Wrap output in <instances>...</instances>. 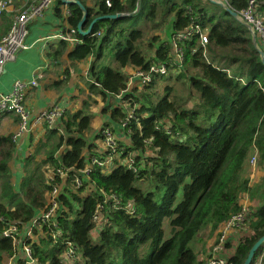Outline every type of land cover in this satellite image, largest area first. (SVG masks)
<instances>
[{"label":"trees","instance_id":"obj_1","mask_svg":"<svg viewBox=\"0 0 264 264\" xmlns=\"http://www.w3.org/2000/svg\"><path fill=\"white\" fill-rule=\"evenodd\" d=\"M78 1L87 12L84 28L100 16H121L96 22L87 36L76 32L80 43L67 53L74 63L92 58L86 84L107 102L102 113L108 118L98 130L92 128L91 104L97 100L86 95L80 108L65 109L42 136L30 132L17 176L11 169L16 143L11 134L0 136V264L10 259L26 264L22 244L29 245L34 264H206L200 256L205 249L190 243L205 226L216 242L247 195L248 231L229 234L224 249L230 264H242L264 234V173L251 182L247 175L254 144L258 164L264 163V64L249 31L208 0H111L110 7L105 0H93L94 7ZM248 1L227 3L239 13ZM67 10L65 20L76 30L82 12L76 5ZM258 12L264 15L263 3ZM55 15L62 17L59 7ZM165 24L167 41L161 39ZM10 26L9 17L1 14L0 38ZM195 27L205 34L203 46ZM151 30L154 34L146 38ZM180 34L185 38L177 42L183 55L178 60L171 40ZM59 45L62 50L69 46ZM106 51L119 68L101 62ZM153 64H163L166 71L154 72L148 82H136L129 90L126 68L147 71ZM172 80L186 81L185 96ZM107 127L112 134L118 128L123 138H115L113 149L97 143L104 144ZM92 158L107 163L91 165ZM87 165V176L80 174ZM49 170L54 176L47 182ZM57 170L67 176L60 178ZM76 176L81 178L77 187ZM54 187H59L55 216L32 230L34 239L14 243L12 233L3 234L12 225L22 232ZM111 194L119 204L113 206ZM128 201L132 208L125 207ZM99 213V229L92 235ZM56 231L61 236L55 239ZM65 240L75 255L68 261L61 257ZM260 257L264 264V243L251 264Z\"/></svg>","mask_w":264,"mask_h":264},{"label":"built area","instance_id":"obj_2","mask_svg":"<svg viewBox=\"0 0 264 264\" xmlns=\"http://www.w3.org/2000/svg\"><path fill=\"white\" fill-rule=\"evenodd\" d=\"M54 0H40L38 3L30 1L25 8L17 12L15 15L12 16L11 19V26L8 32L0 38V74L4 70V66L7 62L13 61L17 58L18 53L27 49L26 46V38L29 33V26L30 24L35 21L37 18L42 17L44 10L49 7ZM219 3L226 4L228 6L227 0H214ZM264 4L263 1L260 0H249L248 6L246 9L241 10L237 13L241 20L250 25L252 31L256 35L257 42L264 53V15L258 12V6L260 4ZM105 5L110 7L111 0H105ZM10 6V2L7 0L0 1V15L5 13ZM229 7V6H228ZM66 12V16H69V11L67 10V6L64 9ZM196 32L199 33L200 44L203 46L206 44L207 40L205 38V34L199 31L198 27H195ZM77 29H73L69 27L65 31H57L50 36H45L43 40L45 42L49 40H56L60 42H64L69 44L70 46L79 44L80 40L75 37ZM99 32L95 36H99ZM181 38H185L184 35H178L177 38H173L171 40L173 44V48L176 53V58L181 60L182 52L177 47V42ZM263 47V48H262ZM166 71V67L161 65L153 64L149 67L147 71H142L137 69L134 72V76L138 77V82H148L151 78V75L154 72L164 73ZM41 78L40 74H36L30 80H22L16 79L9 91L0 92V112H9L14 114L17 117V129L12 134V139L15 143H17L20 138L25 136L26 134L30 133L34 128H44V127H51L54 125L56 120L60 118L64 112L62 107L58 105H53L48 107L35 116H31L30 113L27 111L25 106V94L28 88L37 85L38 79ZM130 78V77H129ZM129 80V79H128ZM98 85V84H97ZM131 116V113L130 115ZM103 134V142L106 147L113 149L115 145V139L112 137V133L109 128H105L102 131ZM259 149L254 144L252 147V153L249 157L248 163L250 164L251 174L250 177L253 178L255 174V167L258 161ZM106 161L99 160L97 158H92L90 164L97 165V166H105ZM89 164V165H90ZM87 165L85 168L79 170L80 174H87L90 171V166ZM59 173L60 178H65L67 176V171L57 170ZM54 176L53 170H49L47 172V182L48 180H52ZM251 182V179H250ZM75 186H79L81 184V178L76 176L74 179ZM59 187H54L51 192L47 196V202L44 208L36 214L34 218L30 221V224L26 226V228L20 232L15 225L10 226L9 228L3 231V234L13 236L14 243H20L22 238H28L30 240L34 239V235L32 230L36 228L37 230L41 228L42 224L44 223H51L55 216V211L58 207V202L56 201L58 197ZM113 201V206L120 203V198L116 196V194H111L109 196ZM248 196L245 195V199L242 201L241 208L235 214H233L229 219L223 224L220 232L218 234L216 242L213 243L211 249L207 253L206 264H230L226 255H225V242L229 234L232 232H240V234L246 233L248 231L247 226V216H248ZM126 208H132V202L128 201L125 205ZM102 209L103 206L100 205L98 207ZM133 210V209H132ZM101 214H97L95 216V225L91 230L92 235L98 232L99 229V222L101 219ZM54 228H56L55 223H52ZM14 234H18L15 236ZM61 236L60 231H56L52 234L53 238H57ZM66 249L62 253L61 257L63 260L68 261L73 258L74 251L71 242L65 240ZM22 255L24 256V260L26 264H34L35 258L32 257L30 252L29 245L22 244ZM261 257L258 259L256 264H260ZM6 264H14L12 260H8Z\"/></svg>","mask_w":264,"mask_h":264},{"label":"crops","instance_id":"obj_3","mask_svg":"<svg viewBox=\"0 0 264 264\" xmlns=\"http://www.w3.org/2000/svg\"><path fill=\"white\" fill-rule=\"evenodd\" d=\"M23 2L18 3L16 0H12L8 10L3 14L8 16L9 19H12L15 11L25 4ZM85 5L87 7H94L95 3L93 0H86ZM50 7L51 5L44 10L42 17L37 18L30 24L25 43L27 49L18 53L15 60L5 64L4 70L0 74V92L9 91L16 79L30 80L36 74H40L41 78L38 79L37 85L28 88L25 94V106L31 116H35L40 111L58 104L63 110L67 108H72L74 110L78 109V99H76V97L80 92L81 94L79 95L83 96V98L81 97L82 100L86 95H91L97 100L99 104H97L96 107H99L102 112V107L105 105V102L99 95L85 90L88 80L87 72L92 58L88 57V59L82 62L74 63L67 57V53H69L73 45L70 46L68 44V48L62 50L59 45L60 41L49 40L45 42L43 40L45 36H50L57 31H65L69 28L65 20L67 18L65 14L66 11L64 10L65 5L61 4L58 6L61 10V18L56 16L55 9H51ZM56 52H58V54H55ZM81 68L82 72H79ZM76 70L78 73H76ZM126 70L131 71L133 69L126 68ZM81 75L85 79L84 85L82 82L78 81ZM76 85L79 91L78 94L74 93ZM127 86L131 87L129 84H127ZM116 98H119V96H116ZM96 107H94V110H96ZM107 118L108 115L105 114V120H107ZM16 129V116L9 112L6 114L0 113V136L12 135ZM31 132L37 138L42 136L43 129L34 128ZM29 134L30 133L20 138L16 143V149L13 153L14 160H12L11 164L12 170L14 166L13 163L15 161L17 162V158L20 155L24 156L25 153L28 152L30 144ZM21 170L22 167L19 168V171ZM16 172L17 174L19 173L18 171Z\"/></svg>","mask_w":264,"mask_h":264},{"label":"rangeland","instance_id":"obj_4","mask_svg":"<svg viewBox=\"0 0 264 264\" xmlns=\"http://www.w3.org/2000/svg\"><path fill=\"white\" fill-rule=\"evenodd\" d=\"M7 1H9V2H12V0H7ZM24 1V2H23ZM30 1H32V2H36V3H38L40 0H16V2H18V3H20V2H23V3H25L24 5H22L21 7H19V9L18 10H16L15 11V13H14V15L17 13V12H20V11H22L24 8H25V6L30 2ZM17 3V4H18ZM58 7V3L56 2V0H54L53 2H52V4H51V9H55V8H57ZM10 20H11V18H10ZM168 25H169V23H168ZM167 25V26H168ZM166 26V24L164 25V27H163V33H162V35H161V39L162 40H164V41H167L168 39H169V28ZM152 34H154V32L151 30V32H148L147 34H146V38L147 37H150ZM263 48V47H262ZM101 62L103 63V64H105V65H108V66H110V67H112V68H114V69H117V68H119V66H118V64L113 60V57H112V55L109 53V51H106L105 52V54H104V56H103V58H102V60H101ZM79 72H82V68L81 69H79ZM190 72H193V71H190ZM76 73H78V71L76 70ZM128 73H130V75H129V77H128V84L130 85V86H132L133 84H135V82H136V80H137V78L138 77H135L134 75V72L132 73V71H128ZM87 76V75H86ZM81 78V79H80ZM80 78L78 79V81H80V82H82L83 83V85H84V81H85V79L83 78V76L81 75L80 76ZM138 82V81H137ZM171 83L175 86V89H176V91L179 93V94H181L182 96H185V93H184V91L187 89V85H186V81L184 80V81H171ZM183 84H185V86H183ZM160 85H161V83H157V85L155 86L156 87V90H161V87H160ZM129 88V90L131 89V87H128ZM85 90H87V92L88 91H90L88 88H87V86H86V89ZM139 90H141V87H139ZM147 91H149V90H147ZM150 92V91H149ZM75 94H78L79 93V91H78V89H77V85H76V89H75V92H74ZM79 94H81V92L79 93ZM77 95V97H76V99H78V102H77V105H78V108H80V106H81V103H82V99H81V97L83 98V96L82 95ZM79 96H80V98H79ZM76 101V100H75ZM97 104H99L98 102H96V103H92L91 104V109H92V113L94 114V115H96V117H95V119L93 120V122H92V128L93 129H95V130H98L99 129V127H100V124L103 122V121H106L105 120V114L104 113H102L101 111H100V108L98 107H96V105ZM107 104V102H105V105ZM94 107H96V110H94ZM112 125H114V124H112ZM98 127V128H97ZM88 136H91V132L88 134ZM120 136H121V132H120V130H118V128H117V130L115 129V132L112 134V137L115 139H118V140H123V138L122 139H120ZM116 139L114 140V141H116ZM100 146H102V148H106V145H104V144H102L101 142H97ZM96 147H97V149L98 150H102V149H100V148H98V145H96ZM128 162L130 161V159L129 158H127L126 159ZM14 166H13V170L15 171V174H16V176L18 175L17 174V172L16 171H18L19 172V168H21L23 165H24V156H22V155H20L18 158H17V162L15 161L14 163ZM251 166H250V164L249 163H247V175H248V177H249V179H251V181H253L254 179H258V177L259 176H261V175H263V173H264V163L260 166L259 164H258V161H257V164H256V167H255V174H254V176H253V178L252 177H250V174H251ZM245 199V198H244ZM248 206V205H247ZM102 217V216H101ZM213 238H212V235H209V227H203L201 230H200V232L198 233V235H197V237H196V239H195V241L192 243H190V246L191 247H193L194 249H196V250H201V249H205V251L202 253V254H200V256H201V258H203V259H206L207 258V253H208V251L211 249V246L213 245ZM140 252L141 253H143V248H141L140 249Z\"/></svg>","mask_w":264,"mask_h":264},{"label":"water","instance_id":"obj_5","mask_svg":"<svg viewBox=\"0 0 264 264\" xmlns=\"http://www.w3.org/2000/svg\"><path fill=\"white\" fill-rule=\"evenodd\" d=\"M61 3L65 6L68 5H76L79 7V9L82 12V18L80 19L79 23L77 24V33L82 35V36H87L91 33L92 28L94 26V24L98 21L101 20H115V19H119L121 16L116 14V15H107V16H100L97 17L95 19H93L90 24L88 25L87 28H84L85 23H86V17H87V12L86 9L84 8V6L78 1V0H60ZM211 3L217 4L220 7H222L224 9V11H226L233 19H235L237 22H239L240 24H242L250 33L251 35V41L253 46L255 47L256 51L259 53L260 59L262 61V63L264 64V53L262 51V49L260 48L257 39H256V35L255 33L252 31L250 25H248L247 23H245L244 21L241 20L240 16L233 11L230 7H228L226 4L223 3H219L216 2L214 0H208ZM264 243V234L262 236H260L251 246V248L248 251V254L246 256V258L244 259L242 264H251L252 260L255 257V253L256 251L259 249V247Z\"/></svg>","mask_w":264,"mask_h":264}]
</instances>
